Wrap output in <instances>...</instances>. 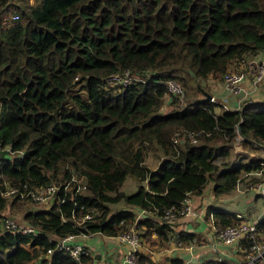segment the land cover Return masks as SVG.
Instances as JSON below:
<instances>
[{
    "label": "trees",
    "instance_id": "obj_1",
    "mask_svg": "<svg viewBox=\"0 0 264 264\" xmlns=\"http://www.w3.org/2000/svg\"><path fill=\"white\" fill-rule=\"evenodd\" d=\"M263 46L264 0H0V190L60 187L48 206L24 211L34 234L0 223V264H77L64 249L43 256L68 234L133 229L160 244L199 243L162 214L208 187L233 202L243 177L263 179L264 158L234 141L263 148L264 100L231 108L209 86ZM125 70L131 82L108 79ZM170 79L182 93L168 90ZM255 196L245 213H207L221 226L250 220ZM13 203L0 196V215ZM256 228L264 238V214ZM136 262L149 259L137 252Z\"/></svg>",
    "mask_w": 264,
    "mask_h": 264
},
{
    "label": "built area",
    "instance_id": "obj_2",
    "mask_svg": "<svg viewBox=\"0 0 264 264\" xmlns=\"http://www.w3.org/2000/svg\"><path fill=\"white\" fill-rule=\"evenodd\" d=\"M17 18L16 15L12 16ZM264 74V46L260 53L254 57H251L247 63V68L245 70L239 69L236 71H228L224 75V85L231 94L240 95V100L249 96V91L243 86L244 81L251 77V83L256 85L262 79ZM109 80L120 81L123 84L129 83L134 79V76L129 74L128 70L124 71V74L113 73L108 76ZM168 90L174 93H182L180 85L173 79L168 81ZM211 100H215L214 97H210ZM223 105H227V99L222 100ZM18 152L16 155L20 154ZM15 155V154H12ZM78 179V178H77ZM84 187L83 184H78L75 191H78ZM256 191L264 199V177L262 180L258 181L254 186ZM60 187L55 184L38 185L34 187H29L23 185L22 187L16 185L6 186L4 189L0 190L1 197L13 198L14 202L17 200H28L33 202H51L53 195L57 192ZM64 189H68V183L64 185ZM56 199L63 201V198L56 196ZM191 209V197L187 196L181 201V204L177 208H169L163 214L162 218L166 221H173L178 217L193 213ZM74 216V215H73ZM90 214L88 212L83 213L78 217V222L81 223L86 218H89ZM212 220V216H211ZM0 223L2 227L11 232H18L23 234H34L36 229L34 226L24 222L19 221L13 215L2 212L0 215ZM215 222L211 221V225L214 228L215 234L222 242L226 244H233L238 242L244 237H247L248 244L244 247V255L250 260L254 261L256 264H264V241L257 237L256 221L243 219L239 223L227 226H217ZM82 236H88L85 234H80ZM77 234H68L62 238H59L58 242H55V248H49L46 250L43 256L48 257L55 249H64L70 253L76 260L77 264H86L81 258L82 255L90 256L94 253L93 249L84 243H76ZM121 241H126L129 244V249L124 254V260L131 264H138L136 262V253L140 246V238L133 229L119 233L114 236ZM39 256L38 258H40ZM37 258V259H38Z\"/></svg>",
    "mask_w": 264,
    "mask_h": 264
},
{
    "label": "crops",
    "instance_id": "obj_3",
    "mask_svg": "<svg viewBox=\"0 0 264 264\" xmlns=\"http://www.w3.org/2000/svg\"><path fill=\"white\" fill-rule=\"evenodd\" d=\"M251 77L249 76L244 81L243 86L249 91V96L253 101L264 100V74L256 85L251 83ZM261 83L263 84L262 90ZM209 86L219 101L226 98L227 105H230L231 108H236L240 105V96L237 97L235 94H231L223 81L211 82ZM190 197L191 209L194 212L184 214L174 220L175 228L195 232L200 238V242L194 245H176L172 241L160 244L157 235L152 231L145 236H141V238L139 237L140 246L137 251L140 255H144L149 259L148 264H174L175 261H180L179 264H202L207 259H227L232 264H256L245 257L244 247H241L245 245L243 239L233 244H226L216 236L211 225V221L214 222V217L211 212L207 213L209 206L224 207L226 210L233 211V207L238 208L236 201L226 202L227 198L225 195H219L216 199L210 187L202 194ZM244 209L246 210V207ZM237 211H239V208ZM77 238L76 243L87 244L94 251L92 255L87 256L88 263L86 262V264H114L115 262L118 264H131L124 260V254L129 249V244L126 241L101 233H93Z\"/></svg>",
    "mask_w": 264,
    "mask_h": 264
},
{
    "label": "rangeland",
    "instance_id": "obj_4",
    "mask_svg": "<svg viewBox=\"0 0 264 264\" xmlns=\"http://www.w3.org/2000/svg\"><path fill=\"white\" fill-rule=\"evenodd\" d=\"M251 58V57H250ZM247 59L244 63L241 64V69L245 70L247 68V63L250 60ZM236 71V70H231ZM210 81V80H209ZM212 81H210L211 83ZM263 89V84L261 83V90ZM260 90V91H261ZM181 101V99H180ZM182 102V101H181ZM168 108V107H167ZM166 109V107H165ZM167 110V109H166ZM249 141L255 142L252 138L249 139ZM254 143V144H255ZM234 149L236 152L244 153V156L254 157V158H264V146L263 148H260L255 151L248 150V148L241 143V137L237 136L234 141ZM260 175V174H258ZM264 176H262L263 178ZM243 181L245 182L244 185L242 182H239V184L236 187V191L232 194V200L236 201L239 205L238 207L243 210L245 213V209L243 207H247L248 204L253 202V194H257L255 198L257 200L250 205V214L249 219H254L256 221L259 217V215L264 214V199L260 196V194L256 191L255 185L258 181L254 182L253 180L250 181V177H243ZM257 192V193H256ZM231 203V202H230ZM49 205L48 202H33L28 200H17L13 204H7L6 208L3 210L4 213L13 215L15 218H17L19 221H24L23 219V213L26 210L33 209V208H44ZM82 236V235H80ZM78 239V238H77ZM264 241V238H261ZM38 259H33L30 264H39ZM242 262V261H241ZM245 262V260H243Z\"/></svg>",
    "mask_w": 264,
    "mask_h": 264
},
{
    "label": "water",
    "instance_id": "obj_5",
    "mask_svg": "<svg viewBox=\"0 0 264 264\" xmlns=\"http://www.w3.org/2000/svg\"><path fill=\"white\" fill-rule=\"evenodd\" d=\"M205 95H206V98H210L211 97L210 94L205 93ZM114 264H118V263L115 262Z\"/></svg>",
    "mask_w": 264,
    "mask_h": 264
}]
</instances>
